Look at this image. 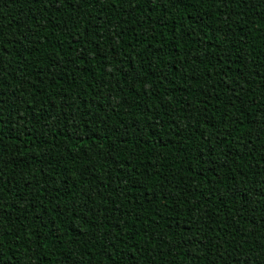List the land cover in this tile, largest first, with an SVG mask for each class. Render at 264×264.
<instances>
[{
  "label": "trees",
  "instance_id": "trees-1",
  "mask_svg": "<svg viewBox=\"0 0 264 264\" xmlns=\"http://www.w3.org/2000/svg\"><path fill=\"white\" fill-rule=\"evenodd\" d=\"M0 264H264V0H0Z\"/></svg>",
  "mask_w": 264,
  "mask_h": 264
}]
</instances>
